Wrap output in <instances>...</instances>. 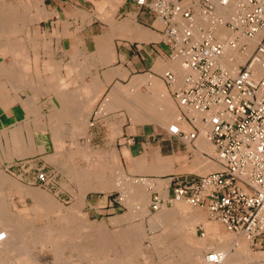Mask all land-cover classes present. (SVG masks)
<instances>
[{
	"label": "crops",
	"instance_id": "0c3cea01",
	"mask_svg": "<svg viewBox=\"0 0 264 264\" xmlns=\"http://www.w3.org/2000/svg\"><path fill=\"white\" fill-rule=\"evenodd\" d=\"M134 1L38 0L36 4L35 0H0V171L13 175L15 178L8 176L22 188H34L35 175L28 163L17 161L34 157L38 150L23 146L20 137L13 133L20 143L14 152L5 154L10 149L4 135L19 129L24 138L51 136L47 142L42 140L38 144L46 152L49 147L52 149L51 140L57 133L76 136L75 127L80 121H85V131L75 138V147H72V138V149H64V152L86 145L108 151L111 159L116 152L117 163H113L122 168L123 174L115 179V187L125 194L126 204L138 194L147 209L149 198L154 193L165 197L174 181L217 169L212 146L202 138L196 139L190 148L165 133L166 125L177 114L172 95L174 87L181 83L183 72L177 62L166 58L162 22L149 9L136 6ZM223 9L225 15L231 12L229 8ZM166 71L175 76V85L168 86L162 80ZM54 88L64 89L57 95ZM142 94L147 95L142 100L145 98L156 106L154 110L148 107L145 122H138L131 105L144 102L140 100ZM99 104L102 111L89 125L92 112ZM155 111L156 116H152ZM41 112H45L44 115ZM78 140L85 145L80 146ZM111 145H115L114 149ZM197 145L201 149L200 156L212 163L191 162ZM2 177L0 175L1 184L5 180ZM137 180L150 181L154 190ZM131 182L141 188L132 189ZM111 185L108 183V191L113 189ZM0 188L6 197L8 194L26 195L23 189L8 185ZM31 192L40 198L34 190ZM107 196L103 208L110 213ZM116 210L126 208L115 206ZM124 213H130L129 205ZM169 228L181 229L180 226ZM119 230L122 239L117 240L115 232L102 231L98 244L113 250L116 244L129 241L131 225L128 223L127 228ZM140 233L141 238L144 233ZM146 238L145 235L143 239ZM251 245L253 249H264V235L252 240ZM182 255L185 258L187 250H183ZM256 264H264V260Z\"/></svg>",
	"mask_w": 264,
	"mask_h": 264
},
{
	"label": "built area",
	"instance_id": "2783aa9c",
	"mask_svg": "<svg viewBox=\"0 0 264 264\" xmlns=\"http://www.w3.org/2000/svg\"><path fill=\"white\" fill-rule=\"evenodd\" d=\"M134 4L149 9L162 22L166 58L177 62L183 72L172 95L177 114L165 133L190 148L202 138L212 146L217 164L213 172L174 181L163 198L154 193L147 211L176 203L201 208L226 233L251 242L264 235V0L231 4L229 0H135ZM228 6L229 20L215 16L216 7ZM218 26L233 36L218 39L214 34ZM255 37L246 59L235 69L227 68L230 58L224 54L244 51L240 40ZM161 78L168 86L175 85L171 72ZM101 111L99 104L89 125ZM34 178L41 185L49 181L39 170ZM123 203L119 191L107 196L110 213ZM223 258L222 252L210 250L198 264H222Z\"/></svg>",
	"mask_w": 264,
	"mask_h": 264
},
{
	"label": "rangeland",
	"instance_id": "374dc122",
	"mask_svg": "<svg viewBox=\"0 0 264 264\" xmlns=\"http://www.w3.org/2000/svg\"><path fill=\"white\" fill-rule=\"evenodd\" d=\"M35 1L37 4L38 0ZM229 15L228 12L227 15L221 16L228 18ZM199 21L202 24V21ZM222 29L225 32L224 37L228 36L229 31ZM153 81L158 80L153 79ZM62 89L64 88H54L57 95ZM143 97L147 95L142 94L140 97V100L144 102L131 105L133 115L136 114L138 117L135 121L138 122H145L150 110L148 107L154 110L153 107L156 106L153 102L151 104L146 102L145 98L142 100ZM144 103L147 105L145 106ZM50 112L51 110L48 114ZM156 112H153L152 116H156ZM75 128L77 135L85 131V121H80ZM56 132L59 131L56 130ZM13 133L20 137L23 146L38 150L36 155L33 154L34 157L17 162L28 163L33 176L38 173V170L46 172L49 181L41 185L35 180L34 188H22L13 179L15 178L13 175L4 172L6 175L0 171V175L4 177L2 179H5L2 184L0 183V187L8 185L23 189L22 191L26 194H8L6 197L0 192V234L3 235L0 239V261L7 259L10 264H198L202 254L211 247L212 249L228 247L230 254H234L235 248L232 246L235 245L236 240L240 247L245 246L247 255L241 257L237 255L238 260L233 264H256L259 262L258 256H264V249L258 250L257 247L253 249L249 241L226 233L220 224L208 220L203 209L190 207L184 203H180L181 210H178L177 203L161 209L158 213H149L143 198L135 194L136 198H133L129 204H126V197L124 198L123 206L126 210L107 213L106 208H103L104 197L119 191V188L116 190L117 180L115 179L119 174H123L122 168L114 164L117 163L116 152L112 159L108 157V151H101L100 148L91 145L64 152V149L69 150L75 147L73 143L77 135L60 136L59 133L52 137V149L49 147L45 152L44 147L38 144L42 140L47 142L51 136L28 135L24 138L19 129H12L4 135L6 146H13L9 143ZM78 144L85 145L80 142ZM114 147L115 145H111L112 149ZM96 150H99V154ZM109 173L111 177L107 178ZM111 178L112 182L109 181ZM108 183H112L111 191H108L110 190ZM132 183L130 184L132 189L141 188L139 184ZM31 190H34L40 198ZM128 205L130 213H124L128 211ZM162 212L168 215L163 214V217L161 215L160 221L157 222L156 219ZM128 223L132 228L128 234L130 242L124 239L127 242H121L123 243L121 246L118 245L119 243L116 244L113 250L102 247L101 243L98 244L97 240L102 231H107V234L115 232V238L122 239L120 236L122 232L119 229L127 228ZM172 226L175 228L180 226L181 229L170 230L169 227ZM157 229L164 231H154ZM140 231L144 233L141 238ZM200 233L205 236L200 237ZM145 235L148 239H143ZM141 239H143L142 246ZM197 246H203L204 249L195 254V258L192 257L190 260H188L189 256L184 258L183 250L188 251Z\"/></svg>",
	"mask_w": 264,
	"mask_h": 264
},
{
	"label": "bare ground",
	"instance_id": "6f19581e",
	"mask_svg": "<svg viewBox=\"0 0 264 264\" xmlns=\"http://www.w3.org/2000/svg\"><path fill=\"white\" fill-rule=\"evenodd\" d=\"M33 1V0H32ZM233 1V0H232ZM229 2H230V4H231V0H229ZM32 3V2H31ZM218 8H222V7H216L215 8V16H217L218 18H221L222 20H224V21H226V20H229V17H230V15H231V12H230V15H229V17L228 18H224V17H222L221 15H225V10L223 9H220V11L218 12V14H216V12H217V9ZM225 8H230V6H228V7H225ZM227 13V12H226ZM227 15V14H226ZM197 21H199V19L197 20ZM223 27L222 26H218V27H216V29H215V32H214V34L216 35V37L219 39V38H225L224 36V34H225V32H223V29H222ZM225 29V28H224ZM227 30V29H226ZM227 32V31H226ZM227 34V33H226ZM229 37H232L233 36V34L231 33V32H229V35H228ZM228 36H226V37H228ZM256 41H257V37H255V38H252V39H241L240 40V42H242V43H244L245 44V50L244 51H242V52H237V51H234V52H227V53H225L224 54V57H229L230 58V60H229V62H226L225 63V66L227 67V68H229V69H235L236 68V66L237 65H239V64H241L245 59H246V57L249 55V53L251 52V50L253 49V47H254V45H255V43H256ZM175 62V61H174ZM257 74H259V71H257ZM61 85H63V84H61ZM61 89V88H60ZM83 100V99H82ZM19 140L20 139H18V137L16 136V135H14V134H12V137H11V139H10V142L9 143H11L13 146L11 147H7L8 149H10V150H8V151H6V154H10L11 152H14L15 151V148L17 147V143H20L19 142ZM64 140V139H63ZM200 151H201V149L198 147V145H197V151H196V154L194 155V159L191 161V162H195V161H197V160H208V159H206V158H203V157H201L200 156ZM13 156V155H12ZM206 162H208V163H212V162H209V161H206ZM137 181H139V182H141V183H145V184H147V185H150L151 187H152V190H154V187H153V184H151V182L150 181H146V180H137ZM117 185V184H116ZM112 186V185H111ZM127 189V188H126ZM32 191V190H31ZM124 197V196H123ZM81 203V202H80ZM177 204V203H176ZM179 205H178V210H181L180 208L182 207H180V203H178ZM123 205H124V203H123ZM177 206V205H176ZM161 209H163V207L162 208H160L158 211H160ZM177 209V208H176ZM185 209V208H184ZM158 211H156L157 213H158ZM156 212H154V213H156ZM69 213V212H68ZM170 213H172V212H170ZM2 214V213H1ZM163 214L166 216V215H168L167 213H161V214H159L158 215V217H157V222H159L160 221V218H161V215H162V217H163ZM146 215V214H145ZM5 217V216H4ZM7 217H8V215H7ZM2 218V217H1ZM1 221V220H0ZM9 221H10V219H9ZM162 221H164V220H162ZM14 232V231H13ZM16 233V232H15ZM18 236V235H17ZM21 236V235H20ZM203 236H205V234H203ZM235 237H237V238H241V237H238V236H235ZM23 238V237H22ZM23 241V240H22ZM26 240H24V242H25ZM86 242V241H85ZM236 243H235V245H233L232 246V248L234 247L235 248V253L234 254H230V252H229V249H228V247H220L219 249H212V247L211 248H209V250L208 251H210V250H213V251H220V252H222L223 253V255H224V258H223V261H222V264H233L234 262H236L237 260H238V257H237V255L239 256L240 255V257L243 255H247L246 254V250H245V246L243 247V246H239V242L236 240L235 241ZM242 244V243H241ZM18 246V245H17ZM22 246V245H21ZM119 246H121V244L119 245ZM182 247V246H181ZM209 247V246H208ZM23 248V247H22ZM180 248V247H179ZM189 248V247H188ZM206 248H207V245H206ZM194 249V250H193ZM193 249H191V250H188L187 251V256H189V259L188 260H190V258L192 259V257H194V255L195 254H197L198 252H200L202 249H204V247L202 246V247H199V246H197V247H194ZM85 250V249H84ZM120 250V249H119ZM207 250V249H206ZM21 252V251H20ZM130 253V252H129ZM261 253V252H260ZM262 254V253H261ZM264 255V254H263ZM254 256V255H253ZM197 257V256H196ZM195 258V257H194ZM258 260H262L263 258H264V256H258ZM22 260H23V258H21ZM255 259V258H254ZM257 259V258H256ZM200 260V259H199ZM17 262V261H16ZM142 262V261H141ZM263 262V261H262ZM110 263V262H109ZM129 263V262H128ZM245 263V262H244ZM0 264H10V262L6 259V260H1L0 261ZM245 264H247V263H245Z\"/></svg>",
	"mask_w": 264,
	"mask_h": 264
}]
</instances>
